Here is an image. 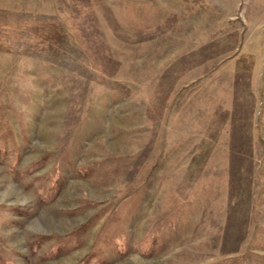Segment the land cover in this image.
I'll return each mask as SVG.
<instances>
[{"label": "rangeland", "instance_id": "rangeland-1", "mask_svg": "<svg viewBox=\"0 0 264 264\" xmlns=\"http://www.w3.org/2000/svg\"><path fill=\"white\" fill-rule=\"evenodd\" d=\"M0 264H264V0H0Z\"/></svg>", "mask_w": 264, "mask_h": 264}]
</instances>
